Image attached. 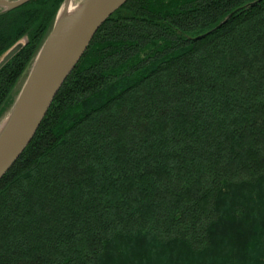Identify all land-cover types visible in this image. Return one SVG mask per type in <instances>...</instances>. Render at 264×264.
<instances>
[{"label": "trees", "instance_id": "1", "mask_svg": "<svg viewBox=\"0 0 264 264\" xmlns=\"http://www.w3.org/2000/svg\"><path fill=\"white\" fill-rule=\"evenodd\" d=\"M63 2L0 11V122ZM94 35L0 179V264H264V0H128Z\"/></svg>", "mask_w": 264, "mask_h": 264}, {"label": "water", "instance_id": "2", "mask_svg": "<svg viewBox=\"0 0 264 264\" xmlns=\"http://www.w3.org/2000/svg\"><path fill=\"white\" fill-rule=\"evenodd\" d=\"M30 0H0L8 11ZM64 0L13 107L0 122V179L16 163L46 116L51 101L89 48L101 25L128 0ZM17 43L0 60V69L20 51Z\"/></svg>", "mask_w": 264, "mask_h": 264}, {"label": "rangeland", "instance_id": "3", "mask_svg": "<svg viewBox=\"0 0 264 264\" xmlns=\"http://www.w3.org/2000/svg\"><path fill=\"white\" fill-rule=\"evenodd\" d=\"M7 1H16V0H7ZM78 1H80V0H72V2H73V5L74 6H76L77 4H78ZM63 5V4H62ZM62 5H61V7H62ZM60 7V8H61ZM59 8V9H60ZM3 10V8L2 7H0V11H2ZM59 11V10H58ZM57 11V12H58ZM57 14V13H56ZM57 16V15H56ZM50 32V31H49ZM26 38L25 37H23L22 39H20L19 41V43H22V44H24V42H26ZM45 41V40H44ZM43 41V42H44ZM43 44V43H42ZM42 46V45H41ZM40 46V47H41ZM39 47V48H40ZM40 50V49H39ZM88 50V49H87ZM86 50V51H87ZM39 52V51H38ZM38 52L35 54V58L33 59L34 61L33 62H31L30 63V65L28 64L26 67H25V72H23L22 73V75H21V77L17 80V84H16V86L14 87V89H13V91L11 92L12 93V97L14 98L13 100H16V98H17V96L19 95L18 93L20 92V90H21V88H22V86L24 85V82H25V79L27 78V76H28V74L30 73V70H31V68H32V66H33V64H34V62L36 61L35 59H36V56H37V54H38ZM12 100V99H11ZM14 102L15 101H13V104H14ZM13 104L11 105V107L7 110V112H5L4 113V118H5V115L11 110V108L13 107ZM3 118V119H4Z\"/></svg>", "mask_w": 264, "mask_h": 264}, {"label": "bare ground", "instance_id": "4", "mask_svg": "<svg viewBox=\"0 0 264 264\" xmlns=\"http://www.w3.org/2000/svg\"><path fill=\"white\" fill-rule=\"evenodd\" d=\"M73 2L71 1V3H69V5H67V8H69V10L73 9Z\"/></svg>", "mask_w": 264, "mask_h": 264}]
</instances>
